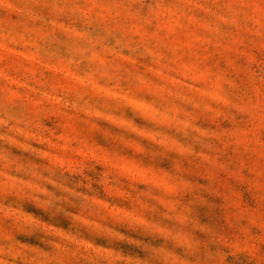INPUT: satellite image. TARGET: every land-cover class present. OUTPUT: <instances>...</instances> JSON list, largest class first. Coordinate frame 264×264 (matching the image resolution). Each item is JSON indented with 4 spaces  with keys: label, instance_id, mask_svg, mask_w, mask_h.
<instances>
[{
    "label": "rangeland",
    "instance_id": "obj_1",
    "mask_svg": "<svg viewBox=\"0 0 264 264\" xmlns=\"http://www.w3.org/2000/svg\"><path fill=\"white\" fill-rule=\"evenodd\" d=\"M0 264H264V0H0Z\"/></svg>",
    "mask_w": 264,
    "mask_h": 264
}]
</instances>
